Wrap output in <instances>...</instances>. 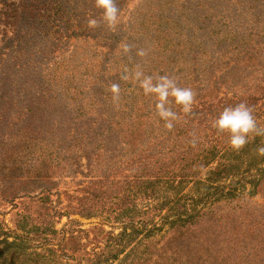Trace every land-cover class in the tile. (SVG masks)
I'll return each mask as SVG.
<instances>
[{
	"label": "rangeland",
	"instance_id": "374dc122",
	"mask_svg": "<svg viewBox=\"0 0 264 264\" xmlns=\"http://www.w3.org/2000/svg\"><path fill=\"white\" fill-rule=\"evenodd\" d=\"M101 13L94 0H0V264H198L219 246L264 264V137L233 151L210 126L243 101L264 127V0H122L113 30ZM137 66L196 93L189 113L168 105L172 128L121 78Z\"/></svg>",
	"mask_w": 264,
	"mask_h": 264
},
{
	"label": "clouds",
	"instance_id": "9594fccd",
	"mask_svg": "<svg viewBox=\"0 0 264 264\" xmlns=\"http://www.w3.org/2000/svg\"><path fill=\"white\" fill-rule=\"evenodd\" d=\"M95 7L102 10L100 20L109 30H113L118 24L120 9L117 8L114 0H94ZM89 27H96L98 21L95 18L88 20ZM129 45L123 46V51L127 52ZM143 55V51L138 53ZM123 80H131L138 85L146 96L154 97V107L157 116L165 122L166 128H172L173 121L177 114L172 111L169 104L179 107L183 113H189L192 109L196 93L191 87H180L177 81L168 75H147L137 66L130 74L126 69L123 73ZM113 99L119 95V86H111ZM172 98L171 100L169 98ZM210 126L218 133H227L228 147L233 151H239L252 136L264 137V127L259 126L257 118L253 114L252 108L245 102L234 106L224 107L219 115L211 120ZM257 155L264 156V144L257 147Z\"/></svg>",
	"mask_w": 264,
	"mask_h": 264
},
{
	"label": "trees",
	"instance_id": "16d2710c",
	"mask_svg": "<svg viewBox=\"0 0 264 264\" xmlns=\"http://www.w3.org/2000/svg\"><path fill=\"white\" fill-rule=\"evenodd\" d=\"M116 6H117V8L118 9H120L121 8V6H122V0H116ZM250 7H252V6H250ZM199 29H200V31H203V29L201 28V27H199ZM80 33H83V32H80L79 30H73V32L70 34V35H77V34H80ZM86 33H88V34H90V35H94V33H92V31L90 30V29H88L87 30V32ZM230 34H228L229 36L228 37H225L226 39H228V41L230 42V43H232L233 42V40H231V39H234V42H236V46H235V50H238V53L236 54V55H241V54H243V52H242V50H243V47L245 46V44H246V42L245 41H241V40H238L236 37H238L239 36V34L241 33L239 30H230V32H229ZM14 34V36L16 35V32H14L13 33ZM14 36H11V37H9L8 38V41L7 42H9L12 38H14ZM230 38V39H229ZM108 39H112V38H110V37H107V41L109 42V40ZM225 39V40H226ZM108 42H106V44H104V45H108L107 43ZM6 45H8V44H6ZM5 47V46H4ZM193 48H195V50H196V52H195V55L194 54H192V56H193V59L195 60L197 57H196V55H198V54H201V49L199 48V47H193ZM110 49V48H109ZM3 50V49H2ZM1 49H0V52L2 51ZM185 52V50H183L181 53H184ZM189 52V51H188ZM108 52H106V54H107ZM191 55V54H190ZM185 61H186V63L187 62H190V59H189V57L187 58V59H185ZM114 76V75H113ZM112 75L110 76L111 78L113 77ZM177 84H178V82H177ZM179 86V85H178ZM180 87H182V86H180ZM1 96V95H0ZM197 97V96H196ZM102 99V98H101ZM102 101L104 102L105 100H104V98L102 99ZM198 103H202V101H198ZM197 107H198V105H196V109H197ZM33 110H37L35 107H31V106H29L28 108H27V110L25 111L26 113H30L31 114V116H32V112H33ZM90 117V119H99L98 117H96V116H89ZM6 118V117H5ZM160 121H162L163 122V120H161L160 119ZM108 129V133H103L102 135H108V134H117V131H116V129L114 128V126H113V124H108L107 125V128H106V130ZM119 129V127L117 128V130ZM88 157V156H87ZM89 158L91 159V156L89 155ZM148 159L147 158H143V159H140V161L142 162L141 164L142 165H144V166H147L148 168L150 167L149 166V164L148 163H150L151 164V162H146ZM91 162V161H90ZM14 164V163H13ZM13 164L11 165V167L13 166ZM19 167V166H18ZM214 170H216V171H218L219 170V167L218 168H215ZM216 171H214V172H216ZM145 176H149V177H152L153 175H151V173H149V174H146ZM141 177V176H140ZM225 186L226 185H221V184H217V185H215V189L218 191V190H221V191H223V189L225 188ZM230 186H232V183H230ZM96 189V187H92V188H90V190H86V191H88L87 192V197H88V194H89V191L91 192V194L93 195V194H95V190ZM214 214V212H212L211 213V215H213ZM182 222H187V218L186 219H183L182 220ZM194 225L195 224H193V223H190V222H188V226L185 228V225H183V224H181L180 225V230H178V232H177V234L173 237V238H171L170 240H168V242L170 241H172V240H174L175 238H177L178 236H180V234L183 232V230L184 229H186V230H184V231H187V232H189V231H191L192 229H193V227H194ZM213 245V244H212ZM170 251V252H169ZM165 253L167 254V256L168 257H166L167 259H168V262H170L171 260H173V258H171V257H169V253H171V254H174L175 255V252H174V250H172L171 248H169V246H168V248H167V250L165 251ZM231 258H232V256H231ZM245 259H246V255L244 254V253H240V254H238V256H236L235 258H233L232 259V261L231 262H227V258H226V256H225V253H224V251H223V248H221V246H219V248H217V249H212V248H209L208 249V259H204V258H201L199 261H198V264H209V263H212V264H244L245 263ZM182 262L184 261V259L183 258H181L180 259Z\"/></svg>",
	"mask_w": 264,
	"mask_h": 264
}]
</instances>
